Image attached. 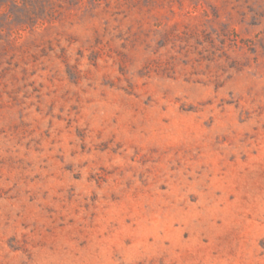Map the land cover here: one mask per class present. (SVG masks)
Masks as SVG:
<instances>
[{
	"label": "rangeland",
	"instance_id": "1",
	"mask_svg": "<svg viewBox=\"0 0 264 264\" xmlns=\"http://www.w3.org/2000/svg\"><path fill=\"white\" fill-rule=\"evenodd\" d=\"M0 264H264V0H0Z\"/></svg>",
	"mask_w": 264,
	"mask_h": 264
}]
</instances>
